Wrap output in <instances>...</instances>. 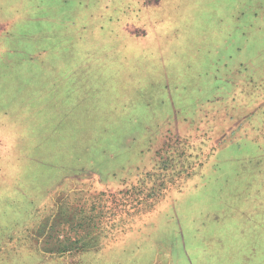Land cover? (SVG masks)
I'll return each mask as SVG.
<instances>
[{"label":"rangeland","instance_id":"obj_1","mask_svg":"<svg viewBox=\"0 0 264 264\" xmlns=\"http://www.w3.org/2000/svg\"><path fill=\"white\" fill-rule=\"evenodd\" d=\"M0 264H264V0H0Z\"/></svg>","mask_w":264,"mask_h":264}]
</instances>
